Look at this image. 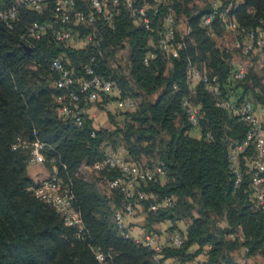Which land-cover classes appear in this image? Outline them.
Segmentation results:
<instances>
[{
  "label": "trees",
  "instance_id": "16d2710c",
  "mask_svg": "<svg viewBox=\"0 0 264 264\" xmlns=\"http://www.w3.org/2000/svg\"><path fill=\"white\" fill-rule=\"evenodd\" d=\"M15 1L0 0V4ZM74 1L76 9L86 8L85 0ZM102 1L111 12V25L97 15L94 25L72 26L77 46L72 41L56 43L53 29L31 45L22 39L33 21L57 27L52 18L53 0H46L38 11L20 8L11 27L0 22V264H99L95 247L111 254L112 264H156L150 248L124 237L115 226L114 213L124 206V195L109 188L101 193L84 177L82 166L101 160L105 145L143 167L163 162L164 178L142 184L140 189L157 195V201L172 197L171 205L150 211V203L157 201L138 202L145 215L143 227L155 231L153 225L165 219L172 221V227L180 220L186 223L182 245L164 248L165 258L184 264L202 253L203 264H246L248 259L256 262L259 258L262 262L257 260V264H264V216L250 197L252 146L237 153L241 171L237 185L229 166L230 152L244 140L248 125L215 106L201 84L192 86L188 70L195 67L217 75L224 92L238 101L251 99L263 108L264 84L253 70L239 81L231 79L232 64L212 37L224 27L223 22L215 17L209 27L201 24L209 4L195 12L185 8L182 0H131L133 8L150 5L151 33L133 24L126 0H118L117 5ZM233 3L231 14L240 25L252 30L264 27V0ZM174 12L188 30L185 37L175 33V41L184 42V47L177 57L160 54L144 64L165 17H175ZM91 31L94 41H81ZM95 43L102 58L97 56ZM124 47L128 53L122 74L112 56ZM92 56L95 71L115 82L121 98L131 97L136 103L134 110L121 112V119L106 112L108 126L95 124L89 117L78 125L58 113L61 103L68 101L69 91L78 90L54 85L59 74L51 68V61L58 57L80 74ZM184 99L196 107L197 127L188 121ZM108 100L111 98L102 95L95 105L101 107ZM193 129L198 131L197 137L192 136ZM18 138L38 139L48 145L44 164L49 173L55 166L70 183L74 207L85 224L83 237H77L76 230L66 226L52 206L29 191L38 182L28 173V150L14 148ZM92 171L106 182L118 175L116 169ZM241 250L242 261L235 256Z\"/></svg>",
  "mask_w": 264,
  "mask_h": 264
},
{
  "label": "built area",
  "instance_id": "2783aa9c",
  "mask_svg": "<svg viewBox=\"0 0 264 264\" xmlns=\"http://www.w3.org/2000/svg\"><path fill=\"white\" fill-rule=\"evenodd\" d=\"M46 0H16L8 6L0 4V22L11 27L12 22L18 16L20 8L40 10ZM87 2L85 9H76L74 0H53L52 18L57 22V27H53L49 22L33 21L28 26L26 32L21 36L24 41L31 45V41L39 40L49 29H53V36L56 43H65L73 40L76 36L72 26L80 23L94 25L97 15H101L104 21L110 23L111 12L102 0H85ZM130 14L135 25H141L149 32H154L151 25V14L149 13L150 5L143 4L138 8H133L131 0H126ZM209 4V12L201 17V24L209 27L215 17H219L223 25L237 37L236 46L240 48L244 55H257L264 60V27L257 30L248 29L240 25L231 10L234 7L233 0H207ZM113 5H117L118 0H112ZM111 25V23H110ZM177 31V21L174 16L167 15L164 19L163 30L159 34L157 41L152 45L143 58V63L148 64L158 55H167L169 57H177L178 52L184 47V42L175 41V33ZM95 32L85 33L81 38L84 43L93 42ZM28 44V45H29ZM94 46L97 48V56L103 57L98 43ZM95 57L90 58V63L82 67V73L76 74L66 66L60 58L56 57L51 61V68L58 72L59 76L55 80L54 85L60 89H69L75 86L78 91L71 90L68 93V101L62 102L58 108V113L64 119H69L77 123H82L85 117L91 118L95 124H99L97 119L92 116L91 109L95 103L101 99V96H110L116 92V105L122 111H132L136 107V103L131 97H120V91L115 82L108 76L95 71L91 65L95 61ZM246 65H233L230 70L232 80H241L246 75ZM189 81L192 86L201 84L204 90L209 93L214 100L215 106L226 111L232 117H236L241 122L248 125V130L244 140L236 145V148L230 152L229 166L235 177V185L241 180V171L237 161V153L242 151L248 145L254 150V157L249 163L251 170L250 179V197L252 202L258 207L264 216V108L259 109L251 99L242 101L236 100L231 94L224 92L217 75L209 74L206 70H200L191 67L188 70ZM62 100V97H59ZM187 115L188 121L192 127H197V111L187 99L182 101ZM95 119V120H94ZM48 145L38 139L28 142L27 140L18 138L14 144V148H24L29 152L28 163L43 164L45 162V148ZM106 146L104 157L94 162L90 170L102 171L116 169L118 175L107 181L109 189H117L125 199L124 206L114 213V223L118 231L124 237H131L128 233L124 218L135 214L134 202L138 200L157 201V195L140 189L142 184L150 181L163 179L165 176L163 162L153 164L151 167H143L135 163L129 162L120 153ZM53 162V160H52ZM86 165L82 166L84 170ZM34 197L43 203L52 206L63 218L66 226L76 230L77 237H83L85 232V224L81 213L74 207L75 196L70 187V183L66 182L59 175L57 168L52 167L49 175L29 188ZM172 197H165L155 203H150V211H157L159 207H167L172 203ZM141 242L152 250V258L156 264H181L176 258H165L164 248H179L183 243L182 233L178 230L171 231L166 236L165 242L161 243L159 235L156 231L148 228L142 229ZM207 248H210L208 246ZM95 258L99 264H112V256L103 252L100 248H92Z\"/></svg>",
  "mask_w": 264,
  "mask_h": 264
},
{
  "label": "rangeland",
  "instance_id": "374dc122",
  "mask_svg": "<svg viewBox=\"0 0 264 264\" xmlns=\"http://www.w3.org/2000/svg\"><path fill=\"white\" fill-rule=\"evenodd\" d=\"M154 2L158 3L161 0H153ZM183 6L187 9H190L191 11H201L204 10L207 7V0H182ZM149 5V4H148ZM176 21H177V31L179 32L180 36L185 37L187 35L188 30L186 28L185 23L182 22L181 16L177 15L174 12ZM215 42L216 48L223 53V56L227 61H229L230 64L233 65H246L247 71L253 70L254 74L259 78V80L264 84V60L261 59L257 55H244L240 48L236 46V40L237 37L234 33L229 31L227 27L219 28V32L217 34L212 36ZM74 45H78L79 41L73 39L72 42H70ZM127 48H121L119 50H116L114 55L112 56V60L115 61L117 64V72L125 74L126 71V58H127ZM116 66V65H115ZM259 109L263 110V107L259 106ZM99 113H101L99 111ZM102 115V118H101ZM100 117H98L99 120H102L103 118L107 119L105 123H103L105 126H108V118L106 114L101 113ZM104 119L102 121H104ZM23 136V135H20ZM112 148V147H111ZM113 150L119 152L120 150L112 148ZM87 166V168L84 169V177L87 181L90 183H94L95 187L101 192V193H107L108 186L107 182L102 178L100 175L94 173L92 170H90ZM29 175L34 179V181L39 182L42 179L46 178L49 175V168L46 164H32L28 163L27 166ZM139 202H135V215L139 216ZM142 214V213H141ZM156 226L153 225V228L155 229ZM156 231V229H155ZM157 232V231H156ZM243 253H240L239 251L235 253V256L238 260L242 261L244 258L242 256ZM258 259H256V262L253 260H246V264H257ZM260 262H262L261 258H259Z\"/></svg>",
  "mask_w": 264,
  "mask_h": 264
},
{
  "label": "crops",
  "instance_id": "0c3cea01",
  "mask_svg": "<svg viewBox=\"0 0 264 264\" xmlns=\"http://www.w3.org/2000/svg\"><path fill=\"white\" fill-rule=\"evenodd\" d=\"M111 100H108L106 103L102 104L101 107L98 106H94L91 109V114L92 116L94 115V117L97 119V121L99 122V124L104 125L103 123H105L107 121L106 117L104 119V121L99 120L98 117H100L101 113L106 114V112H110L112 115H116L117 119H121V112H123L122 110L117 108L116 105V101H117V96H116V92L112 93L110 96ZM96 104V103H95ZM99 111L101 113H99ZM102 118V115H101ZM95 120V119H94ZM192 136L197 137L199 135L198 131L196 129H193L191 132ZM139 212L140 215L136 216L135 214L133 216H126L124 218V223L126 225L127 231L128 233L131 235V237L134 240H142L143 234H142V229H145L146 227H143L144 223H145V215L143 214V212H141V209L139 207ZM142 213V214H141ZM175 227H172V221L169 219H165L159 223L154 224L155 229L159 235V240L161 243L165 242L166 236L168 235V233H170L171 231H175L178 230L181 233H185V229H186V223L184 221H177ZM196 247H192L190 250L193 251L195 250ZM240 253H243V250L239 251ZM204 255L202 253L198 254L195 257L194 261L191 262H186L184 264H196L198 263L197 261H199V264H203L204 263Z\"/></svg>",
  "mask_w": 264,
  "mask_h": 264
}]
</instances>
